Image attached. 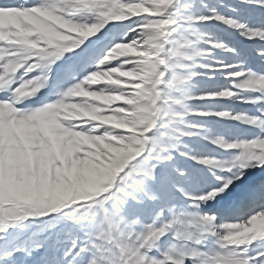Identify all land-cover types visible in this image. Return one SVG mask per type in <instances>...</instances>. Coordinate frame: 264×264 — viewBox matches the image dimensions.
<instances>
[{
    "label": "snow or ice",
    "instance_id": "obj_1",
    "mask_svg": "<svg viewBox=\"0 0 264 264\" xmlns=\"http://www.w3.org/2000/svg\"><path fill=\"white\" fill-rule=\"evenodd\" d=\"M0 264H264V0H0Z\"/></svg>",
    "mask_w": 264,
    "mask_h": 264
}]
</instances>
